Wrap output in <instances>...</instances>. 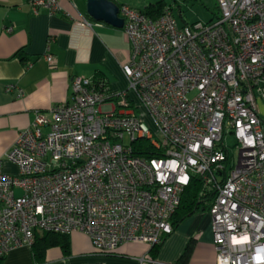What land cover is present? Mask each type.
Instances as JSON below:
<instances>
[{"label":"built area","instance_id":"2783aa9c","mask_svg":"<svg viewBox=\"0 0 264 264\" xmlns=\"http://www.w3.org/2000/svg\"><path fill=\"white\" fill-rule=\"evenodd\" d=\"M110 1L131 44L129 88L158 132L127 90L73 76V99L36 111L6 153L18 174L0 172V258L32 245L37 232L81 231L101 253L153 246L172 232L184 190L199 177L212 195L216 264H264V0H218L214 20L183 25L168 5L153 18L129 0ZM29 4L34 13L63 10L60 0Z\"/></svg>","mask_w":264,"mask_h":264},{"label":"crops","instance_id":"0c3cea01","mask_svg":"<svg viewBox=\"0 0 264 264\" xmlns=\"http://www.w3.org/2000/svg\"><path fill=\"white\" fill-rule=\"evenodd\" d=\"M60 1L62 12L42 8L34 13L29 0H0V172L18 174L6 153L36 111L73 99V76L102 77L112 92L129 84L123 64L131 57V44L123 29L90 16L88 0ZM129 3L141 10L152 2ZM19 51L25 59L17 55ZM48 52L54 56L53 63L45 58ZM8 85L24 93L18 95ZM259 109L264 117V101ZM68 242V253L59 245L48 246L40 260L32 245H20L1 264H179L188 246L186 264H216L217 256L209 209L185 218L164 238L155 257L145 242H127L112 253L97 251L81 231L69 234Z\"/></svg>","mask_w":264,"mask_h":264},{"label":"trees","instance_id":"16d2710c","mask_svg":"<svg viewBox=\"0 0 264 264\" xmlns=\"http://www.w3.org/2000/svg\"><path fill=\"white\" fill-rule=\"evenodd\" d=\"M164 7H165V3L164 1L161 0V1L149 3L143 9H141V11L148 16L156 18L162 13ZM17 55L20 56L22 59H25L22 52L20 51L17 52ZM95 80L99 82L105 81L102 77L95 78ZM142 143H145V141L140 140L137 142L138 145H141ZM136 152L139 155L144 154L141 151H136ZM202 188H203L202 181L200 180L199 177H194L190 185L186 187L182 195L181 202L172 216L173 230H175L179 226V224L188 216L199 211L210 209L212 195L211 194L206 195L205 193H203ZM169 234H167L166 236H168ZM166 236L163 237V240ZM163 240L160 243H157L152 246L151 248L152 257H155L157 255L158 249L161 243L163 242ZM54 245L61 246L64 249L65 253H68L70 250L68 235L52 233V232H37L35 235V240L32 243L33 253L35 257L40 260L44 257L46 248L48 246H54ZM189 254H190V246H188L184 251L182 257L179 260L180 262L179 264H186V262L188 261ZM1 260L2 258H0V264H1Z\"/></svg>","mask_w":264,"mask_h":264},{"label":"rangeland","instance_id":"374dc122","mask_svg":"<svg viewBox=\"0 0 264 264\" xmlns=\"http://www.w3.org/2000/svg\"><path fill=\"white\" fill-rule=\"evenodd\" d=\"M161 0H150V2H156ZM165 3V6H171L174 12L175 17L177 18L180 24L192 23L195 21H204L207 22L213 18H216L220 15V10L218 7V0H162ZM128 92V97L132 101L133 108L135 112L139 116V118L153 131L158 132V126L152 117L149 110L143 104L138 94L129 88L128 86L125 88ZM123 91H126V90ZM119 93L122 91H118ZM115 104L116 101L108 102L102 105V109L111 108L112 104ZM264 120V117H262ZM128 142V139L126 140ZM228 142L230 146L234 144V138L229 137ZM232 152L235 156L236 149H232Z\"/></svg>","mask_w":264,"mask_h":264},{"label":"water","instance_id":"95a60500","mask_svg":"<svg viewBox=\"0 0 264 264\" xmlns=\"http://www.w3.org/2000/svg\"><path fill=\"white\" fill-rule=\"evenodd\" d=\"M87 11L96 20L105 21L122 28L124 19L119 15V7L110 0H88Z\"/></svg>","mask_w":264,"mask_h":264}]
</instances>
